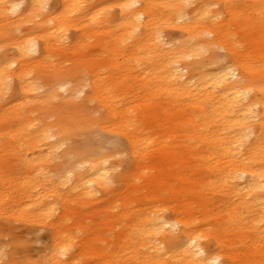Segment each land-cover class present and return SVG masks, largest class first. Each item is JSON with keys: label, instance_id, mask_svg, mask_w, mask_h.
I'll return each instance as SVG.
<instances>
[{"label": "bare ground", "instance_id": "6f19581e", "mask_svg": "<svg viewBox=\"0 0 264 264\" xmlns=\"http://www.w3.org/2000/svg\"><path fill=\"white\" fill-rule=\"evenodd\" d=\"M24 1L0 0V99L9 88L13 104L40 90L41 104L28 100L25 114L0 106V164L19 145L31 153L18 157L20 177L0 176V212L48 225L43 264L80 263L88 229L70 221L75 203L105 215L87 235L108 232L98 264H264V0H209L222 15L208 16L209 3L189 19L191 0H122L118 18L88 0H58L48 11L49 0H27L18 11ZM165 26L186 40L166 47L157 33ZM91 39L100 51L86 52ZM217 46L230 64L206 72L204 55ZM84 86L90 93L77 104ZM40 113L53 120L39 123ZM96 128L125 142L119 152L130 165L116 177L108 157H71L74 140ZM96 199L107 210L93 208Z\"/></svg>", "mask_w": 264, "mask_h": 264}, {"label": "rangeland", "instance_id": "374dc122", "mask_svg": "<svg viewBox=\"0 0 264 264\" xmlns=\"http://www.w3.org/2000/svg\"><path fill=\"white\" fill-rule=\"evenodd\" d=\"M91 5H98L99 3H103L104 5L109 6V12L110 15L113 18H118L119 16V9H118V4L122 0H88ZM167 2H171V0H165ZM27 0H25L23 3L20 4L18 11H21L25 5H26ZM203 2V3H202ZM55 3H58V0H49L47 10H50L52 5ZM140 4V2H138ZM137 2L135 3V6H139ZM209 10L207 12L208 16H213L217 15H222V9L221 6L217 3L209 2V0H191L189 4H186V19H189L190 15L194 13L195 11L199 10L203 4H209ZM156 8L161 9L166 5V3L156 1L155 2ZM45 11V12H46ZM165 12L163 11V14ZM110 16V17H111ZM220 19L221 16H218ZM226 18V17H225ZM111 24V21L109 23ZM30 24H27L26 26L21 28V31L27 29ZM118 27V24H117ZM76 33V29L72 28L69 31L70 37L72 38L73 35ZM160 34V41L166 46H175L180 44L181 42H184L186 40L187 35L183 33L177 26H165L164 28L159 29L157 32ZM86 52L90 53L95 52V51H100V48L98 45H96L95 42L91 39L90 45L88 43V46L86 48ZM8 52L13 51L12 46L7 47ZM209 57H217L220 58V61L216 63H210L207 60H210ZM192 58H190L191 60ZM230 57L227 54L226 50L220 46H217L215 48V52L211 54L210 52L206 53L204 55V60L206 62V66L204 71L206 72H211L213 70L218 69V66L222 65H227L228 63L230 64ZM66 66H70V61L65 62ZM82 65V64H81ZM82 78L85 80L88 79L89 76V69H87L85 66L82 65L81 71H79ZM186 74H188V71H185ZM12 90L9 88L1 97L0 99V106L6 105L8 107L12 108H18L21 111H24V114L27 113L28 106L27 102L28 100H33L35 102V105L38 107L39 104H41V99L37 95L39 91L37 92H31L28 94V96L20 97L15 104L11 101L14 98V95H12ZM14 93V92H13ZM89 88L87 86H84L83 91L77 95L74 96V102L75 103H81L82 98H85L87 94H89ZM64 89H60L58 91V96L54 98V100H57L58 102L63 99L64 95ZM15 99H17V96L15 95ZM56 101V102H57ZM13 105V106H12ZM10 108V109H12ZM88 112L93 113L94 115H99V111L97 108V105L94 101L89 102L88 105ZM12 111H14L12 109ZM36 120L44 124L46 122L52 121L53 117L50 114H46L44 116L40 114H34ZM4 128L9 129V124H5ZM7 129V130H8ZM27 133V132H26ZM25 134V133H24ZM121 138V137H120ZM119 136L116 135L114 130L104 128H96L95 131L85 137H77L74 140V144L76 145V150L71 153V157L74 155H77L79 153H88L86 155L91 154L92 156H102L108 157L109 159V164L113 166L112 170V177L118 176L121 172L125 171L129 165H130V156L128 153L125 154H120L119 150L120 148L124 149L125 148V142L120 139ZM253 138V135L249 136L247 138V142L251 141ZM54 138L51 137L50 139L46 140V146L50 145L53 142ZM15 139L11 137L10 141H8V145H11L14 143ZM24 141V140H23ZM23 143H26L24 141ZM70 141H67V144H64L61 148H59L56 151V157L54 158L55 161H60L61 157L60 154L62 151L66 148V145H68ZM25 147V144L19 145L17 150L10 149L6 151L8 155L1 161L2 164V170H0V176L2 174L5 175V177H10V179H17L20 177V172L25 171V168L22 167V162L21 159H18V157L25 158L26 156L29 157L31 153L29 151H24L22 149ZM88 150V151H87ZM15 153V154H14ZM157 151L154 150L152 153L151 157L156 156ZM150 157V158H151ZM20 160V161H18ZM121 162V163H120ZM0 164V165H1ZM54 165V162L51 163ZM52 165H47L45 166V171L47 169H51ZM83 167L85 165L81 164ZM53 168V167H52ZM21 169V171H20ZM1 178V177H0ZM244 179H240V182H243ZM1 181V179H0ZM140 187H135L134 189L137 190V194L139 196H143L144 194L147 193V190L144 189L143 186L139 185ZM104 192L100 191L97 193V196H101ZM131 193L133 194L134 191L131 189ZM14 192L11 191L9 192L8 196V202L7 204L11 207L14 205V199L13 197ZM101 199V198H100ZM100 199L94 200L91 204H93V208H104L107 210L106 203L104 204L103 201ZM90 204V206H91ZM72 205H78V206H73L69 207V212L68 216L70 217V221L77 225L80 226L84 229H88L87 231H84L85 235H80V237L84 238V241H86L84 247L85 250L83 252V255L80 256L79 258V264H98L97 263V257L95 255V252L100 250L107 244L108 240V232H101L100 235L97 234V236L88 238L87 235L89 236L90 229L96 228L102 220H104L105 215L101 214H93L94 211L90 210L91 208L87 207H80L81 205L79 203H75ZM165 214H170L168 210H165ZM104 227V225H101ZM50 235H51V230L48 227V225H40V224H34L31 221H25L22 219L16 218L14 215L12 216L9 213H4L3 211L0 212V260L3 264H43L45 262V252L46 248L50 244ZM86 237V238H85ZM100 237V239L98 238ZM104 238V242H101V238Z\"/></svg>", "mask_w": 264, "mask_h": 264}]
</instances>
